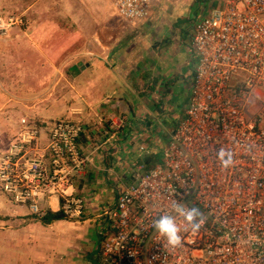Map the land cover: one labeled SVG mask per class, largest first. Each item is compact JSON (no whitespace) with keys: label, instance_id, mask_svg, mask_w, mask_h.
I'll return each mask as SVG.
<instances>
[{"label":"built area","instance_id":"built-area-1","mask_svg":"<svg viewBox=\"0 0 264 264\" xmlns=\"http://www.w3.org/2000/svg\"><path fill=\"white\" fill-rule=\"evenodd\" d=\"M106 1L121 19L145 25L163 0ZM215 4L190 29L191 95L161 162L136 166L106 210L102 264H264V0ZM19 128L0 142V194L33 220L46 217L50 197L66 220L81 219L86 202L70 191L93 163L80 146L86 125L23 118ZM221 149L232 153L228 168ZM176 203L200 209L198 231L184 230ZM161 215L175 216L180 246L156 231Z\"/></svg>","mask_w":264,"mask_h":264},{"label":"crops","instance_id":"crops-1","mask_svg":"<svg viewBox=\"0 0 264 264\" xmlns=\"http://www.w3.org/2000/svg\"><path fill=\"white\" fill-rule=\"evenodd\" d=\"M72 9L69 13L75 15L83 8L75 5ZM162 10L142 27L130 23L117 30V22H99L70 28V33L79 35L84 31L86 39L74 50L65 49L67 55L60 60H47L40 52L44 44L40 26L34 38L15 29L9 39L0 41L10 47L13 63L8 75L20 76L27 92L43 90L31 86L38 79L65 74L73 80L70 88H52L61 90L64 112L50 109V113V103L45 102L32 113L46 120L67 116L82 121L86 130L80 146L93 159L70 191L86 202L85 213L77 221L60 220L45 226L33 220L28 209L0 194V225H10L5 244H0V264H102L101 227L106 210L116 204L136 166L151 168L161 162L191 95L195 63L189 28L194 24L187 30L179 24L189 21V14L174 21L160 14ZM103 28L111 31L107 39L101 37ZM44 204L48 212L60 211L56 197L47 198Z\"/></svg>","mask_w":264,"mask_h":264},{"label":"rangeland","instance_id":"rangeland-1","mask_svg":"<svg viewBox=\"0 0 264 264\" xmlns=\"http://www.w3.org/2000/svg\"><path fill=\"white\" fill-rule=\"evenodd\" d=\"M216 1L217 0H163L158 6V10L163 9L160 14L165 13V15L171 17L174 21L178 19L181 20L180 17L189 14L191 20L189 18V21L186 19L179 24V26H185L187 29L191 26L192 22L194 24L195 19L205 16L209 11L208 8H215ZM96 2H100L97 8L93 6ZM75 5H79V7L83 9H78L80 13L78 12V14L71 15L69 11H72ZM160 14L157 16L156 20L161 18ZM0 20L4 25V30H0V41L9 39L10 32L13 33L15 29L18 30V32L26 33L28 38H34V35L38 32V30L36 31V27L40 26L42 31L39 35L41 38H43L42 35H44V41L46 42L43 41L44 44L39 48L41 53L44 52L42 53L43 57L47 60H60L64 55H67V53H63L65 49L69 48L74 50L80 46L82 39H86V37H84V31L80 32L81 35H79L76 32L70 33V28L76 29L80 27V24L85 27V23L93 25V23L98 24L99 22L103 24L117 22V30H120L121 25L125 27V25L129 26L130 24L115 15L112 7L106 0H44L42 4L41 0H0ZM138 27H142V24H139ZM191 28L192 27L189 29ZM186 29L183 30L185 31ZM87 32L88 31H85V33ZM101 33L102 39H107L111 31L103 28ZM90 36L89 40H92L93 36ZM79 42L81 43L79 44ZM9 48L10 47H8L5 42H0L1 146L7 145L10 137L14 136L20 130L19 126L16 125L17 123L20 124L23 118L35 121H54L67 118V116H64L54 120H46L43 118H36L35 114L32 112L37 110L38 106L45 105V102L50 103L47 110L50 111L51 109L55 113L64 112L60 104L63 96L62 92L57 89L52 90V88L60 87V89H66L73 86V80L69 79L65 74H59V77L57 76L52 79H38L37 84L34 86L31 85L34 89H37L36 87L40 89L41 87L43 89L42 91L27 92V88L21 81L23 79L20 76H14V74L8 75V67H11L13 63L12 58H10ZM18 87H21V89L14 90ZM50 89L52 92H48ZM14 91L19 94H14ZM48 100H55L56 103L51 104ZM20 113L21 115H19ZM169 122L170 126L175 125L174 122ZM8 227H10L8 224L0 225L1 245L5 244V235H7L5 232L10 230L6 229Z\"/></svg>","mask_w":264,"mask_h":264},{"label":"clouds","instance_id":"clouds-1","mask_svg":"<svg viewBox=\"0 0 264 264\" xmlns=\"http://www.w3.org/2000/svg\"><path fill=\"white\" fill-rule=\"evenodd\" d=\"M217 157L225 168H228L233 163L232 153L225 149H221ZM173 211L176 215L183 217L185 231H187L189 227L193 231H198L203 224L202 213L197 207H186L182 203H176ZM154 227L170 247L181 245V227L177 224L175 216L161 215L154 221Z\"/></svg>","mask_w":264,"mask_h":264},{"label":"trees","instance_id":"trees-1","mask_svg":"<svg viewBox=\"0 0 264 264\" xmlns=\"http://www.w3.org/2000/svg\"><path fill=\"white\" fill-rule=\"evenodd\" d=\"M60 220H66V217H65L62 210H60L58 212L49 211L47 213L46 217H44L43 219H40L38 221H40L43 225L47 226V225H50L51 223H53L55 221H60Z\"/></svg>","mask_w":264,"mask_h":264}]
</instances>
